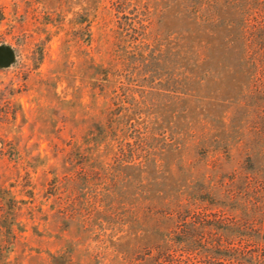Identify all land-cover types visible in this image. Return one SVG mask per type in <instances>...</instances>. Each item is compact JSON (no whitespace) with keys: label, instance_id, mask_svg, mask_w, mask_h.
<instances>
[{"label":"rangeland","instance_id":"rangeland-1","mask_svg":"<svg viewBox=\"0 0 264 264\" xmlns=\"http://www.w3.org/2000/svg\"><path fill=\"white\" fill-rule=\"evenodd\" d=\"M130 1L147 25L137 58L117 38L123 12L106 0H0V264H158L175 224L169 206L195 191L200 205L216 210L209 201L220 198L217 190L204 193L232 169L253 164L264 178L263 102L250 94L251 69L225 47L232 36L224 25L238 13L218 8L205 29L179 0ZM201 44L205 57L197 60ZM116 62L137 77L121 78L129 89L117 85L111 106L131 107L121 133L129 141L141 134L148 159L119 164L115 140L93 152L100 167L88 170L95 178L84 190L104 204L83 209L84 224L63 216L64 186L50 193L54 174L66 170L50 140L65 137L57 131L64 120L87 132L105 101L92 96L88 75Z\"/></svg>","mask_w":264,"mask_h":264},{"label":"trees","instance_id":"trees-1","mask_svg":"<svg viewBox=\"0 0 264 264\" xmlns=\"http://www.w3.org/2000/svg\"><path fill=\"white\" fill-rule=\"evenodd\" d=\"M109 2L117 12L124 14L121 15L123 20L118 21L117 38L120 43L127 41L134 46L128 57L142 56L146 52L144 38L147 35V25L142 22L143 19L137 18V7L130 0H106L105 5ZM179 2L182 9L194 15L197 24L205 29L216 22L218 8L226 13L233 11L238 13V19L230 18L224 25L230 29L227 30V37L232 36L227 38L225 47L239 52L242 62L251 69L250 94H254L259 102H263L264 107V0H179ZM125 10L128 14L124 13ZM84 18L88 20L85 30L90 37L91 21ZM44 44L42 41L35 56L37 65L43 59ZM206 48L204 44L195 47L197 60L205 57ZM127 50V46L122 47V54ZM116 65L117 62L113 63L110 69L101 67L100 71L88 75L92 96L103 95L105 101L96 114L98 116L91 121L87 132L81 135L78 122L71 125L64 120V126L57 131L59 133L65 131V137L57 134L50 140L55 153L62 154L66 168L63 174L56 173L50 180L52 190L50 193H57L64 186L65 198L60 197L61 200L65 199L61 205L63 216L71 220L76 218L84 224L87 217L82 213L83 209H88L91 213L100 208V204H104L102 198H97L96 192L84 190L90 179L95 178L88 170L94 172L92 169L95 166L100 167L97 163L99 158L93 156V152L99 149L102 143L103 147H107L113 145L115 140L119 142V147L114 160L119 164L131 161L142 164L148 159V153H141L144 139L141 134L137 133L133 141H129L127 136L121 133L129 123L124 121V116L131 107L119 102L118 108L111 106L109 97L117 85L123 87L125 92L129 89L121 78L127 77L126 80L130 81L137 77L135 68H130L129 74L125 75L121 70L113 68ZM98 72L101 73L100 76ZM115 96H111L112 101L116 99ZM262 134L257 141L264 152V132ZM248 142L249 140L247 148L250 147ZM247 154L251 160L253 153L248 151ZM214 189L220 198L211 199L209 202L213 207H218L216 210L208 211L207 205H200L196 201L199 193L192 191L186 201L174 202L173 207L169 206L165 211L168 215H174L175 224L164 233L165 246L160 248L158 264H264V178H261L259 169L254 168L253 164L239 170L232 169L228 180H219L218 184L208 187L204 194L213 196ZM87 192L91 195L88 196ZM15 207L12 205V209ZM89 212L86 211L87 214ZM2 222L0 215V234Z\"/></svg>","mask_w":264,"mask_h":264}]
</instances>
